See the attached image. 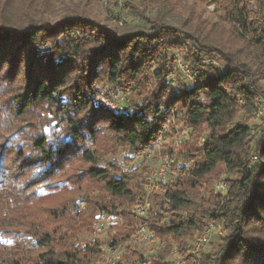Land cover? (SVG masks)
I'll return each instance as SVG.
<instances>
[{"label": "trees", "instance_id": "1", "mask_svg": "<svg viewBox=\"0 0 264 264\" xmlns=\"http://www.w3.org/2000/svg\"><path fill=\"white\" fill-rule=\"evenodd\" d=\"M104 1L113 26L89 17L80 1L52 23L34 0H0V89H17L7 100L15 103L20 121L2 125L9 138L3 146H15L23 160L18 170L35 167L38 183L56 187L68 182L70 176L61 174L72 159L82 158L108 196L99 198L84 188V211L77 209L79 199L44 208L52 218L43 233L37 229L40 250L32 263L95 262L103 254L101 241H82L79 231L91 232L101 210L121 216L109 229L110 246L132 237L141 226L162 243L149 256L130 244L120 264H171L174 246L186 264H264V131L254 142L252 124L244 119L255 115L258 94H264V0H210L213 15L207 14L209 0ZM172 12L181 16L178 26L168 21ZM47 42L51 45L46 48ZM188 43L185 55L171 57ZM180 62L190 67L194 81H182ZM104 92L112 99L123 96L118 109L96 102V95ZM37 107L44 115L36 114ZM240 112L243 119L233 122ZM175 125L190 136L180 152L193 163L173 168L177 177L149 215L139 218L130 207L147 193L137 179L144 165L132 166L136 159L132 170L121 168L110 176L117 164L100 165L89 145L108 134L115 147L119 141L131 150L126 156L130 162L151 151L160 138L172 136ZM253 149L259 155L255 162L248 161ZM2 158L0 190L13 188L19 200L22 186L9 173L7 184ZM220 165L240 170L242 176L224 193L199 199L193 192L199 181ZM50 179L54 181L43 182ZM28 197L30 201V188ZM125 207L129 209L119 211ZM211 220L223 226L221 243L196 261L190 242ZM18 234L12 233L10 244L18 258L8 264L30 259Z\"/></svg>", "mask_w": 264, "mask_h": 264}, {"label": "rangeland", "instance_id": "2", "mask_svg": "<svg viewBox=\"0 0 264 264\" xmlns=\"http://www.w3.org/2000/svg\"><path fill=\"white\" fill-rule=\"evenodd\" d=\"M79 1L82 2V7L84 5V9L86 11L89 10V17L97 19L100 24L113 26V24H111L110 21L107 20L106 16L109 12L105 8L107 4L104 0H34L37 10H39L40 13H42L45 18H47V20L52 23L61 19L65 15L66 10L69 6H71V4ZM122 1L123 0H119V3ZM206 6L207 14L209 13L213 15L212 13L215 10V7L210 2V0L206 2ZM199 9L200 7L198 6V10ZM8 11L9 13H11V9ZM179 12H182L181 9L179 10ZM130 18L131 17H129V19ZM180 18L181 16L177 14V12H172V14L168 16V21L172 25L178 26L181 22ZM130 20L134 22L133 19ZM133 22H131L130 25ZM190 44L188 43L185 44V47H181V49L177 51L178 53L176 57L175 53L173 52L171 54V57L174 59L178 56L182 57L183 54L185 55ZM50 45V42H47L46 48ZM211 61L214 60L210 59V62ZM213 63L215 65H218L219 62ZM220 63H222V61ZM175 76L176 72L173 70V72L170 73L169 77L173 79ZM186 79V76L183 75L182 81L185 82ZM15 93H17L16 88H13L12 90L0 89V156L4 157L1 161L4 168L2 172H4L3 174L7 180V184L8 180L10 179L7 176L9 173L15 180V182H17V186H22V188L17 191L18 193L22 192V196H19L20 199L18 200L17 197L11 192H16L13 188L10 189V192L6 187L0 190V264H8L10 258H18L19 252L15 251L14 248L10 245L12 241V233L17 232L19 233L18 238L20 239V241L23 244H26L24 245V249L28 250V252L31 254V256H29L30 259H28L26 264H34L32 263L33 255L40 250V247H37L38 244L36 243L38 237L37 229L41 230V233H43L45 227L51 222L52 218L51 215L48 214V209L46 212H43L45 210L44 208L61 203H65L68 206V199L76 201L79 199V202L77 203V209L84 211V207L86 205L83 197L84 188L89 189L90 191H92V195L99 196V198H105L108 196L103 186L104 183L101 181V179H96L89 174L88 164L79 157H74L69 168H65L63 173L61 174V176L63 177L70 176L68 177V182L63 183V187H56L52 184L38 183L40 174L35 171V167H32L30 169L26 168V170H18L21 168L20 166H18V163L21 165V162L23 160L17 158L15 146H10L11 149L8 148V146H3L9 140V138L7 132L3 134V131H7V129L5 130L2 128V125H5L6 127L7 125L13 126L16 124H20V121L16 118L17 115L15 114V103L11 101L12 99L9 101L7 100L10 94L14 97ZM258 95V102L263 106V108L260 109L262 110L260 115L258 116L255 113L253 117H250V115H246L244 117V119L246 118V121H249V123L253 125L252 127L255 135L257 133V130L261 129L260 126H262L261 123L263 122L264 118V94L259 93ZM122 97L123 96H117L115 99H112L108 96L107 93L104 92L96 95V102H100L114 110L120 107L119 103L122 100L118 103V99H122ZM103 98L104 100H102ZM261 100H263V102H261ZM123 104L125 105V102ZM3 105L7 106V108H5ZM36 109V114L38 115H44V113L46 112L41 107H37ZM85 112L86 109L82 110L81 115H83V113L85 114ZM242 119L243 112H240L233 122L241 121ZM175 128L176 131L174 129H171V131H173L172 136H168L166 134V137L164 136L163 138H160L158 141H156V145L152 147L151 151L146 150L145 152L139 153L134 158V160L130 162V159L126 158V156L128 155L129 157L131 155V150L127 147L122 148L123 145L120 144L119 141H116L117 143L115 147V144H113L112 142L113 140L111 136L108 134H106L105 136H103L102 134L101 137L98 140L92 142L89 147L95 150L99 155L100 165H109L110 167L111 162H115L117 164L118 168L116 167L110 169V176H114L121 172V168L123 171L132 170L130 164L136 159L137 161H135L132 166L136 168L138 165H144L143 168H141V173H138L137 179L139 183H142L144 185L145 191L147 192L145 193L144 197L148 198L151 201V206H153L154 203L156 204L157 202H159V200L161 199L160 197L167 189L168 184L177 177L179 172H177V174H174L173 168H190L193 163V159L185 158V155L180 152L181 147L185 146L186 143L190 140V136L185 135L183 134L184 132L178 130L180 128L178 125H175ZM187 131L188 130H186V132ZM170 154L174 155L173 157L175 161L178 162V164L175 163L173 164L172 168H170V176L168 174L167 182L162 184L157 183V185L150 183L151 178L155 179V175H160L162 166L164 164V159ZM248 161H251V155L249 156ZM119 163L121 164L119 165ZM4 166L6 167V169ZM241 176L242 174L240 170H228L224 165H220L214 173L201 179L196 186L197 188L193 192L197 191L199 193V199H205L209 201L212 197H214L215 194L219 193L216 187L219 182H224L226 184V187L228 188L232 180L239 179ZM53 181L54 179H50L49 181L45 180L43 182L52 183ZM29 188L30 192H32L30 201L28 197ZM34 189L36 190L35 193ZM138 206L139 205L137 200L136 204L134 206L132 205L130 209L133 208L134 213L139 216V218L147 217L150 213V207L148 208L146 213L142 214L138 213ZM128 209V207L120 208L119 211ZM95 218L96 219L92 226L91 232H84V228L81 229L80 227L78 229H81L79 231V239H81L82 241H84L85 239L94 240L95 238L101 241V249L103 254L97 260L103 259L109 253L108 250L112 248L118 249L122 258L126 246H130V244L132 246L137 245L141 250H144L148 256L150 254H153L158 249H161L162 243L154 239L153 233L150 230L148 232L150 234V238L145 241L141 239H139L140 241H137V237L134 238L135 241H129L133 236H135V233H133L132 237L124 240L123 242L119 241V244L110 246V242L112 241L113 236L111 235L109 229L112 228L113 223H119L121 221V216L115 214H106V212L99 210L96 212ZM211 221L214 222V220ZM223 231L224 229L222 224L218 222V225H216L214 229H209V227L205 226L201 231L197 232L198 237L196 236L197 239L195 238L196 240L194 239L190 242L191 247L189 249L190 252L194 250L196 251V253L194 254L192 252L193 256H195V258L197 257L196 261L199 260L198 257L201 258L202 255L218 248L219 244L221 243L220 234ZM113 234H115V232H113ZM202 239L204 241H202ZM193 244H198V246L196 245V247L192 248ZM97 260H95V262ZM120 261L121 260H119V262ZM168 261L169 263L171 262V264H186L185 260L179 255L176 246H174L172 253L169 255ZM95 262H93L92 264H94Z\"/></svg>", "mask_w": 264, "mask_h": 264}, {"label": "built area", "instance_id": "3", "mask_svg": "<svg viewBox=\"0 0 264 264\" xmlns=\"http://www.w3.org/2000/svg\"><path fill=\"white\" fill-rule=\"evenodd\" d=\"M180 67H181L182 72L184 73V75L186 76V78L188 80H190L191 82L195 80L194 76H193V74L191 72V69H190V67H188V65L183 64V62H180ZM102 100H104V98ZM261 102H263V100H261ZM103 103H104V101H103ZM258 106L259 107L257 108L256 114L259 116L261 111H262L260 109H262L263 106L260 105L259 102H258ZM263 117H264V114H263ZM261 125H262V126H260L261 129L257 130L256 135L254 134V130H253V127H252V132H251L250 136L252 138H254V142L256 140H258L259 135L261 134L262 131H264V118H263V122L261 123ZM173 156H174L173 154H170L169 156H167L164 159V164L162 166L160 175H157V176L155 175L154 176L155 179L150 177L151 178L150 179V183H152L154 185H157V183L160 184V183L167 182L168 174L170 176V168H172L173 164H175V163L178 164V162L175 161ZM258 158H259V155L253 149L252 153H251V161L255 162V161L258 160ZM216 187H217V191H219L220 193H224L226 191V189H227L226 184L224 182H219L216 185ZM138 205H139L137 207L138 208V213L144 214V213L147 212L149 207L151 208V201L148 198L144 197L142 199H138ZM215 226H216V224L214 225V222H212L206 227H209V229L210 228L214 229ZM148 232H149V230H148L147 227L141 226V227L136 229L135 234H134L135 236H133L129 241H132V240L135 241L134 238H136V237H137L136 238L137 241H140L139 239L145 241V240L150 238V234ZM136 234H137V236H136ZM197 237H196V239H197ZM202 241H204V240L202 239ZM196 245L198 246V244H193L192 248L196 247ZM108 251H109V253L103 259L97 260L94 264H118L119 260H121V255L119 253V250L115 249V248H112V249H109ZM192 252H193V254L196 253L195 250L192 251ZM144 264H146V263H144Z\"/></svg>", "mask_w": 264, "mask_h": 264}]
</instances>
